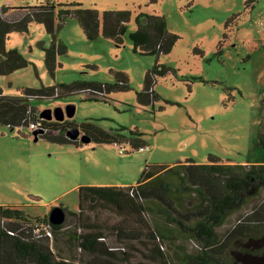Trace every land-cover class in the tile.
<instances>
[{
  "label": "rangeland",
  "instance_id": "obj_1",
  "mask_svg": "<svg viewBox=\"0 0 264 264\" xmlns=\"http://www.w3.org/2000/svg\"><path fill=\"white\" fill-rule=\"evenodd\" d=\"M46 1L77 3L98 13L128 11L130 33L139 15L157 14L165 18L167 30L179 37L169 54L156 57L134 53L128 39L116 46L99 34L89 42L74 19L60 28L56 22L50 33L31 22L27 33L8 36V49L18 50L28 65L0 76L5 96L75 82L114 85L119 73L128 80L124 92L100 96L61 90L60 96L32 100L31 105L38 118L45 110L71 105L74 115L64 121L91 120L105 131L123 129L127 137L137 132L146 149L131 150L124 143L120 147L125 152L119 154L113 144L34 141L27 128L11 130L0 125V206H18L29 218L47 222L51 210L61 208L68 214L56 236L58 250L53 251L57 258L82 262L88 257L67 241V234L78 226L79 187L133 186L147 168L188 159L205 164L210 155L231 165H245L247 155L254 153L252 142L264 133V0H0V7ZM53 36L67 53L57 57L59 67L50 75L38 43L47 47ZM155 66L170 68L175 74L157 77L153 85L157 100L139 106L136 93L142 91L146 73ZM261 155L256 149L255 156ZM259 197L264 198V190ZM250 201L227 224L250 212L254 200ZM97 215L100 227L119 221L113 214L98 211ZM106 239L109 247H125L115 243L114 235L107 234ZM184 239L181 236L175 242L183 247L176 250L194 255L195 247L186 245ZM139 255L133 254V260H142Z\"/></svg>",
  "mask_w": 264,
  "mask_h": 264
},
{
  "label": "trees",
  "instance_id": "obj_2",
  "mask_svg": "<svg viewBox=\"0 0 264 264\" xmlns=\"http://www.w3.org/2000/svg\"><path fill=\"white\" fill-rule=\"evenodd\" d=\"M130 17L128 11L98 13L77 3L46 1L17 8L2 6L0 76L27 67L28 62L19 51L7 49L6 43L10 33H27L31 22L44 26L50 33L56 22L60 28L68 19H74L87 41L93 42L101 34L116 46H122L128 39L134 53L146 56L167 55L179 40L167 30L163 16L139 15L132 33L127 31ZM38 46L44 52L48 74L53 75L59 67L57 57L67 53L66 47L55 36L49 46L41 42ZM169 73L175 74L164 66H155L146 73L143 89L136 93L139 106L157 100L153 91L155 79ZM61 90L106 96L128 90V80L119 73L114 85L75 82L60 88L24 89L15 97L5 96L0 90V125L11 130L28 128L30 122L39 120L31 101L60 96ZM42 124L45 133L38 135L37 140L44 138L52 143L77 146L78 140L67 137L69 130L77 129L89 143L117 146L128 143L131 150L146 148L141 134L130 132L127 137L123 135V129L105 131L91 120L79 124L43 120ZM49 132L54 135H48ZM263 138L264 133H259L252 142L254 151L260 148L262 155L248 154L245 165L229 162L220 165V160L210 155L204 165L188 159L171 167L147 168L135 186L79 187L78 226L67 234V241L69 246L88 257L82 262L71 257L57 258L53 251L58 250L56 236L63 223L51 225L46 219L29 218L18 206H0V264H264V198L259 197L260 191L264 190ZM250 200H254L252 210L227 224L228 219L239 213ZM98 211L113 214L119 221L100 227L95 219ZM47 225L51 239L42 229ZM225 225L227 228L221 230ZM107 234L114 235L115 243L125 247H109ZM181 236L186 245L195 247L194 255L176 250L175 247L183 248L174 245V240H181ZM208 248H211L210 252L206 251ZM133 254H140L142 260H133Z\"/></svg>",
  "mask_w": 264,
  "mask_h": 264
},
{
  "label": "water",
  "instance_id": "obj_3",
  "mask_svg": "<svg viewBox=\"0 0 264 264\" xmlns=\"http://www.w3.org/2000/svg\"><path fill=\"white\" fill-rule=\"evenodd\" d=\"M74 115V107L73 106H67L66 108H56L54 110H45L39 114V118L44 120V121H51L54 120L56 122H63L65 118L70 119ZM42 131H36L33 132V139L34 141H37V136L41 135ZM67 137L70 140H78L81 141L83 144L89 143V140L80 134L79 130L77 129H72L69 130L67 133ZM65 220V213L61 208H54L51 210L49 217H48V222L51 225H60L64 222Z\"/></svg>",
  "mask_w": 264,
  "mask_h": 264
},
{
  "label": "built area",
  "instance_id": "obj_4",
  "mask_svg": "<svg viewBox=\"0 0 264 264\" xmlns=\"http://www.w3.org/2000/svg\"><path fill=\"white\" fill-rule=\"evenodd\" d=\"M148 1H152V0H148ZM42 119L39 118L38 121H33V122H30L28 124V130H30L32 133L33 132H36V131H42V134L45 133V130L43 129V124H42ZM117 146V145H115ZM119 148V154H124V149L121 148L120 146H118ZM146 149V148H145ZM43 231H44V235L47 237V238H52L51 236V231H50V227L47 225V226H44L43 228ZM38 231V230H37ZM113 250V249H111Z\"/></svg>",
  "mask_w": 264,
  "mask_h": 264
},
{
  "label": "crops",
  "instance_id": "obj_5",
  "mask_svg": "<svg viewBox=\"0 0 264 264\" xmlns=\"http://www.w3.org/2000/svg\"><path fill=\"white\" fill-rule=\"evenodd\" d=\"M9 36V35H8ZM7 42H8V39H7ZM6 46H8V43H6ZM7 49H8V47H7ZM197 164V163H196ZM206 164V163H205ZM220 165H228L227 164V162H222V161H220V163H219ZM198 165H204V164H198ZM171 166H173V165H169L168 167H171ZM136 184H134L133 186H135ZM102 187H120V188H124V187H130V186H128L126 183L125 184H120V185H116V186H102ZM222 228V227H221ZM167 235V234H166ZM180 240H175V242L176 243H178ZM176 243H174V244H176Z\"/></svg>",
  "mask_w": 264,
  "mask_h": 264
},
{
  "label": "flooded vegetation",
  "instance_id": "obj_6",
  "mask_svg": "<svg viewBox=\"0 0 264 264\" xmlns=\"http://www.w3.org/2000/svg\"><path fill=\"white\" fill-rule=\"evenodd\" d=\"M263 140H264V138H263ZM257 150H259V151H261V149L260 148H256ZM256 149H255V151H254V149H253V145H252V151L254 152V153H256ZM254 153H252V155H254ZM250 155V154H249ZM251 155V156H252Z\"/></svg>",
  "mask_w": 264,
  "mask_h": 264
}]
</instances>
